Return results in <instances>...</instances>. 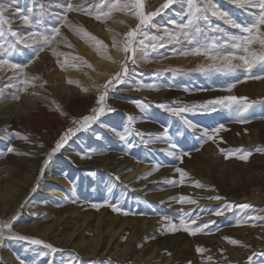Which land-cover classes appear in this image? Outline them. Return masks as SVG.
I'll use <instances>...</instances> for the list:
<instances>
[{
	"label": "rangeland",
	"instance_id": "374dc122",
	"mask_svg": "<svg viewBox=\"0 0 264 264\" xmlns=\"http://www.w3.org/2000/svg\"><path fill=\"white\" fill-rule=\"evenodd\" d=\"M153 1L155 6L150 8L149 3ZM107 2L83 0V7H90L93 12L97 9L107 11L103 7ZM191 2L197 16L208 17V21L198 19L186 29L194 33L199 28L198 38L202 42L216 39L217 43L222 44L229 36L247 35L228 23L227 18L213 16L212 5L226 12L231 20L245 26L254 22V13L258 12V9L249 6L241 7L233 0ZM0 3L4 4V16L11 24V30L8 24H0V60L27 65L24 71L28 74L25 77L9 65L0 66V100L21 101L24 97H32L37 104H32V109L38 116L34 123L44 124L52 119L59 121L39 131L33 125L27 126L19 120L11 124L0 123V163L4 165L11 162L16 165L17 173L23 177L19 202L26 199L24 201L30 203L32 200L29 199L43 191V185H51L45 179L53 164L61 165L69 174V181L76 184V194L67 187L62 188V201L56 202L58 212L45 209L34 219L49 227L47 236L42 238L48 244H54L57 251L52 252L47 247L41 249L37 244H33L32 249L24 241L9 239L0 244V264H49V257L53 258L50 264H264V220L254 219L256 216L264 217V181L260 186L251 184L254 172L264 170V150H257L264 149V64L258 62L251 70L243 67L223 72L196 70L199 64L207 63L203 56L179 54L190 51L195 45H190L183 36L179 41L171 40L165 33L167 30L174 34L188 24L189 0H174L169 7L162 9L165 0H144L145 12L161 10L152 18L150 25L136 34L135 55L126 61L128 74L123 77L122 83L114 88L109 87L102 102L105 110L98 119L87 128L70 135L67 143L55 154L54 161H49L45 166L44 161L48 158L45 148L48 143L50 145L51 139L57 135L55 147L69 128L75 130L79 127L73 118L79 122L85 116L95 115L93 109L100 107L98 97L105 91L98 86L111 80L115 73L121 71V64L125 62V53L113 46V36L123 40V34L135 28L139 20L131 12L123 11L114 12L106 22L98 21L94 14L79 10L67 13L70 24L82 25L87 32L107 45V48L98 49L95 41L74 31L69 23L61 24L59 17L64 14L66 0H0ZM9 3L11 7H8ZM72 3L81 4L82 0H72ZM16 8H20L24 14H27V9H32L33 21L40 20L41 23L35 29L25 25ZM57 26L61 28V35L56 37L57 42L40 52L38 58H35V46L21 44L11 35L13 31L20 35L33 30L47 33ZM261 30L264 31V28ZM81 43L110 62L119 61L117 69L103 80H88L92 71L102 72L104 66L88 57ZM252 47L256 51L260 50L258 43ZM53 48L60 53H69V63H75L72 57H83L87 64L62 68L61 62L65 57L53 55ZM117 51L123 53L121 59ZM67 71L71 74L62 81L59 73ZM26 78L30 82L27 86L23 83ZM69 80L78 83H69ZM61 82L87 88V91H79L82 93L77 105L79 108L71 105L74 95ZM229 84H235L230 91L227 90ZM229 95L245 97L251 104L239 118L233 110L223 105L207 103ZM194 105L197 106L194 110L181 114L183 119L167 110ZM129 117L132 119L129 120ZM185 120L195 127H189ZM221 124L224 128L215 134L214 139L209 140L204 136V129L211 130ZM165 130L167 136L164 135ZM121 134L124 138H121ZM10 147L15 151L9 152ZM221 149L242 151L222 152ZM28 152L33 154L35 168H30L28 162L23 160L26 157L24 154H17ZM242 155L248 158L240 159ZM103 159L112 163L124 162L125 166L129 163L124 160L130 161L133 170L137 164L145 168L136 175V183L124 182L102 165ZM67 161L75 162L72 165L79 168L81 176L77 180ZM177 168L187 173L183 183H180L181 173L176 171ZM1 172L0 178L4 179L6 175ZM197 181L204 187H198ZM5 182H1V186ZM181 196L197 203H182L179 200ZM214 196L222 199H209ZM93 204L103 206L97 209L91 206ZM245 204L249 207H240ZM111 205H116L122 211L113 210ZM228 205H231L230 209ZM2 210L5 212L8 209ZM217 210H223L224 214L215 215ZM25 216L33 220L30 208L20 209L16 222ZM181 216L189 224L198 216L196 225L191 226L208 223V228L194 236L183 228L170 231L171 224H179ZM163 217L171 219L164 220ZM143 224L146 225L145 229ZM75 227L83 231V237L88 241L97 232L101 233L102 239L95 254L87 253L86 248L75 244L65 247ZM225 237L241 243L233 244ZM106 241L110 242L111 249L108 251L104 248ZM6 243L9 252L17 255V262L6 257ZM124 246H127L126 255L119 259L114 252ZM198 247L205 251H197ZM29 250L36 251L38 255L29 257ZM134 250L151 254L156 250L157 255L154 258H141L134 254Z\"/></svg>",
	"mask_w": 264,
	"mask_h": 264
},
{
	"label": "snow or ice",
	"instance_id": "6c2138e0",
	"mask_svg": "<svg viewBox=\"0 0 264 264\" xmlns=\"http://www.w3.org/2000/svg\"><path fill=\"white\" fill-rule=\"evenodd\" d=\"M173 2L174 0H165V3L161 5V9L169 7ZM233 3H237L241 7L249 6L253 9H258V12L254 13V22L247 26L238 24L235 21L231 20V18L228 17V14L226 12L219 11L218 9L215 8L214 5L211 6L213 8L212 15L220 16L221 18H227L228 23L232 24L234 27L238 29H241V31L243 33H247V35L229 36L227 39L223 40L222 44L217 43L216 39H213L210 42L207 40L202 42L201 39L198 38L200 35L199 28H197L194 33L186 30L189 28V26L193 24L194 21L198 19L202 18L203 20L208 21L207 15H204L203 17L197 16L196 11L193 10V5L191 0H189L190 16L188 19V24L182 26L180 30L174 34L168 33L167 30H165L166 35H168L171 38V40L179 41L181 36H183V38L190 45H195L190 51L180 52L179 54L203 56L207 61V63L199 64L196 70L204 71L208 69V70L223 72V71H233L235 69L242 67L245 68L246 70H251L254 64L258 62L264 64V31L261 30L262 28H264V0H233ZM11 6H12L11 3H9L8 7ZM103 7H106L107 11H102L97 9L95 12H93L90 7L88 8L83 7V0L81 4H73L72 0H66V7L64 14L61 17H59V19L61 20V24L69 23L67 13L79 10L85 12L86 14H94L95 18L98 21L103 20L106 22L107 20L112 18V14L114 12H119V11H123L126 13L131 12L133 15H135L138 18L139 23L135 26V28H131L129 31L123 34L124 35L123 40H118L116 36H113V46L119 47L125 53V62L121 64V71L115 73L114 76L111 78V80L105 82L103 85L98 86L104 88L105 91L103 94H101L98 97V104H100V107L93 109L95 115L85 116L81 118L79 122H77L75 118H73V122L79 123V127L76 128L75 130L69 128L61 136V138L56 142L55 147L51 150L50 153H48V158L44 161L45 166H47V164L51 160L52 155L56 152H59L63 148V146L67 143L68 139L70 138V135L74 134L75 131H79L81 128H87L93 121L98 119L100 114L104 112L105 107L102 102L106 98L107 90L109 89L110 86L114 88L116 85L122 83L123 77L128 74L126 61L132 59V57L135 55L136 49L134 47V40L136 34L140 32L143 27H147L148 25H150L152 18L158 15L161 10V9H157L154 12H145L144 0H108V2ZM5 11L6 8L4 4L0 3V24H8V28L9 30H11V24L4 16ZM16 12L20 14V18L23 21V23L25 25L31 26L33 29H35L41 23L40 20L33 21L32 9L30 8L27 9V14H24V12L20 8H16ZM69 27L73 28V30L77 31L80 35L95 41V44L98 49L107 48V45L104 44L103 41L98 40L91 33L87 32V30L84 29L82 25L76 26L69 23ZM214 31H219V29H214ZM11 35L16 37V39L21 44L28 45L29 47L35 46V58H38L40 52L44 51L45 48L57 42L56 37L61 35V28L60 26L53 27L51 28L50 32L47 33L33 30L28 32L26 35H20L17 32L13 31L11 32ZM63 39L65 42H67L66 37H64ZM140 43L142 44L143 41H140ZM257 43L260 45L259 51L254 50L252 47V45ZM68 46L71 47L72 45L69 43ZM160 46L162 47L163 45ZM52 51H53V55L65 57L63 62H61L62 68L76 67L80 63L87 64V61H85L83 57H72L75 63H69V56H70L69 53H60L57 52L54 48L52 49ZM8 55H11V53H8ZM31 62L32 61H29V63ZM133 63H135V60H133ZM2 65H9V67H11L12 69H17L20 72H22L25 77L28 76L27 72L24 71L27 65L11 63V61L9 60H0V66ZM88 66L91 67V65ZM254 78L260 79L262 77H254ZM33 79H39V77H33ZM23 83L25 86H27L30 82L26 78L23 81ZM69 83H78V81L69 80ZM149 87H155V86L150 85ZM233 87H235V84H229L227 90L230 91ZM84 90L87 91V89ZM53 103H55V101H53ZM207 103L210 105H223L225 108L233 110L238 118L241 117L243 113L247 112L249 107H251V104L247 102V98L236 97L231 95L218 97L215 100L208 101ZM161 107H165V106L161 105ZM195 107L197 106L194 105L192 107L185 106L183 108H167V110L176 116H181V119H183V116L181 114L186 111H192L194 110ZM131 119L132 118L129 117V120ZM184 122L191 128L195 127V125L192 124L190 121L185 120ZM223 128L224 125L221 124L218 127L211 130L204 129V136H206L207 139L212 140L215 138V134L219 133ZM125 131L127 132V129ZM167 134H168L167 130H165L164 135L167 136ZM22 138L27 139V137H22ZM121 138H124L123 134H121ZM147 142L148 141H145V143ZM257 150L260 151L264 149H257ZM8 151L14 152L15 149L13 147H10ZM221 151L222 152L242 151V149H235V150L221 149ZM17 154H25V153H17ZM170 154L174 155V153H170ZM250 154L251 153H248V155ZM180 158L182 159L183 156H181ZM247 158H248L247 155L240 156V159L246 160ZM176 171L181 173L180 183H183V177L187 175V173H185V171L181 168H177ZM41 172L43 173V169L41 170ZM196 185L198 187H204V185H201L199 181L196 182ZM209 199L219 200L222 199V197L214 196V197H209ZM179 200L182 203L183 202L197 203V201L188 200V198L184 196L179 197ZM91 206L99 209L103 205L93 204ZM111 207H113V210L115 211H122V209L118 208L116 205H111ZM240 207L247 208L249 207V205L245 204V205H241ZM228 208L230 209L231 205H228ZM223 214H224L223 210H217L215 212V215L217 216ZM15 219L16 217H13L9 221H0V244H2L3 240L6 238V232H5L6 229H7V238L19 239V240L31 239L27 236H21L12 231V223ZM163 219L170 220L171 218L163 217ZM254 219L264 220V217L256 216L254 217ZM197 220H199L198 216L195 219L191 220V224H189L184 219V216H181L179 224H175V223L171 224L169 230L176 231L179 228H183L185 231L189 232L191 235L194 236L197 233H200L204 229L208 228V223H203L200 226L192 227L191 225H196ZM225 239L230 240V242L233 244L241 243L240 241L231 239L230 237H225ZM31 243L39 245V244H44L45 242L39 239H31ZM46 247L51 249L52 252L57 251V249L54 248L53 245L51 244H47ZM197 251L203 252L205 250L198 247ZM249 259H251V257H249Z\"/></svg>",
	"mask_w": 264,
	"mask_h": 264
},
{
	"label": "bare ground",
	"instance_id": "6f19581e",
	"mask_svg": "<svg viewBox=\"0 0 264 264\" xmlns=\"http://www.w3.org/2000/svg\"><path fill=\"white\" fill-rule=\"evenodd\" d=\"M155 6V2H150L149 3V7L152 8ZM81 47L82 49H84V52L86 53V55L90 58H92L98 65H103V71L102 72H97V70L92 71L90 77L88 78V80H91L93 82H97L99 80H103L105 78H107L111 72L113 70H116L118 67V62H110L107 59H104L103 57L98 56L95 51L93 49H90L89 47H87L84 43H81ZM116 54L118 55V58L121 59L123 56L122 52H116ZM53 58H51L52 60ZM188 61V60H187ZM186 61V62H187ZM57 62V61H56ZM55 62V63H56ZM184 63V62H183ZM57 66V65H56ZM59 73V72H58ZM63 73V72H62ZM60 74V78H62V81L65 79L66 76H68L71 73L64 72L63 74ZM54 75V73H53ZM76 75V74H74ZM56 76V75H55ZM72 76V75H71ZM57 78V77H56ZM67 78V77H66ZM131 80V79H130ZM60 82V81H59ZM90 82V81H89ZM62 86L66 89H68L69 91H71L74 96H72V102L71 105L73 106H77L80 102V97H82V93H80L81 89H87L81 86H76L74 84H69L67 82H61ZM93 84V83H92ZM98 84V83H97ZM96 85V84H95ZM56 88V87H54ZM58 88V87H57ZM61 90V88H60ZM80 91V92H79ZM85 91V90H84ZM91 91V90H90ZM60 92V91H59ZM68 92V91H67ZM94 92V91H92ZM67 94V93H66ZM84 95V94H83ZM86 96V95H85ZM92 96L89 95V99H91ZM83 102V101H82ZM90 102V101H89ZM86 103V101H85ZM32 104H36L33 102L32 97H24L22 98L21 101H11V100H4V98L2 100H0V123L2 124H11L17 120L21 121L22 123L26 124L27 126H34L36 130H41L44 129L45 127H49L52 126L54 123H56L58 120L52 119L50 121H46V123H34V120L38 119L37 113L33 112L32 109ZM82 104V103H81ZM37 105V104H36ZM78 107V106H77ZM79 108V107H78ZM59 122V121H58ZM57 124V123H56ZM46 125V126H45ZM119 125V124H118ZM104 128H106V126H104ZM110 130V129H109ZM113 131V130H112ZM115 132V131H114ZM57 136V135H56ZM55 137H53L51 139L50 145L48 143V146L45 148L47 150V155L48 153L51 152V150L54 148V140ZM23 145V144H22ZM26 147V145H25ZM26 150H28V148H25ZM32 149V148H31ZM37 149V148H36ZM24 150V149H23ZM45 150V151H46ZM29 151V150H28ZM57 153V152H56ZM54 153L52 155V158L50 160V162H53L54 160ZM74 154V153H73ZM26 157H23V160H25V162H28V165L30 166V168H35V166L33 164H35L34 161H32L34 159L33 154L31 152H28L26 154H24ZM63 155V154H62ZM120 155V154H119ZM65 156V155H64ZM72 156V155H71ZM121 156V155H120ZM44 157V156H43ZM74 157V156H73ZM45 158V157H44ZM117 158V157H116ZM119 158V157H118ZM75 159V158H74ZM106 159V158H105ZM128 159V158H127ZM5 160V159H4ZM7 160H9V158L7 157ZM41 160V159H40ZM131 160V159H129ZM19 161V159H18ZM126 163H129L125 165L124 162H120V163H112V162H108L106 160L103 159L102 161V165L105 166L108 170H110V172L115 175L117 178L122 179L124 182H129V183H136L137 179H136V175L141 171L144 170L145 167L141 166L140 164L134 165L135 169L133 170V166L130 165V161ZM132 161V160H131ZM1 162V161H0ZM68 162V161H67ZM82 162V161H80ZM119 162V161H118ZM6 163V162H5ZM64 163V162H62ZM75 163V162H74ZM73 162H68V166L69 168H72V172L74 174H76V180L78 177L81 176V173L79 171V168H76V165H72L74 164ZM60 164V163H59ZM134 164V162H133ZM259 164V163H258ZM77 165H79L77 163ZM128 165V166H127ZM131 166V167H130ZM252 167V166H251ZM49 168V167H48ZM68 168V169H69ZM127 168V169H126ZM254 167H252L253 169ZM147 169V167H146ZM1 170L5 173V178H0V221H9L11 220L13 217L17 216V213L20 211V209H31L33 212V220H30V218L28 216H25L24 218H22L19 222H16V220L13 221L12 223V231L21 235V236H27L31 239H39L42 241H46L44 240L42 237H46L47 236V229L49 227H47L45 224L39 223L34 221V219L36 220V215L42 213L43 210H52V211H56L58 212V207L56 202L62 201V195L63 194V190L62 188L67 187L73 194L74 193V188H75V183H72L69 181V179L67 178V172H65V169L61 167V165H54L53 167L51 166V168L47 171V177H46V182H49L51 185L45 186L42 188V192H40L39 194H35L31 199L32 200L29 202L21 200L23 202H19L20 201V196L19 192H22L21 187H22V182H24L23 177L21 175H19L16 171V165H13L11 162H7L4 165H1L0 163V172ZM31 170V169H30ZM46 171V170H45ZM44 171V172H45ZM71 172V171H70ZM2 173V172H1ZM29 174V173H28ZM44 174V173H43ZM42 174V175H43ZM253 175V174H252ZM4 176V175H3ZM252 179V185H259L262 181H264V170H260V171H255L254 175L251 177ZM6 182H5V181ZM1 182H5L4 185L1 186ZM42 182V181H41ZM27 183V182H26ZM61 187V188H60ZM150 187V186H149ZM24 191V190H23ZM70 192V193H71ZM32 194V193H31ZM28 196H30L28 194ZM57 198L54 199L53 198ZM261 197V196H260ZM8 199H12L11 201H7ZM25 198V197H24ZM28 198V197H27ZM10 202V203H9ZM11 204V205H10ZM75 206V205H74ZM68 208V207H67ZM66 208V209H67ZM2 209H8L5 212ZM65 208H63L64 210ZM61 210V209H60ZM69 211V210H68ZM263 215V214H261ZM59 217V216H58ZM60 218V217H59ZM119 221V220H118ZM129 223V222H128ZM264 224V223H263ZM121 225V224H120ZM142 225V224H141ZM84 227V226H83ZM146 225L143 224V228L145 229ZM155 228V227H154ZM143 229V230H144ZM149 229V228H148ZM147 230V229H146ZM153 230V229H152ZM151 230V231H152ZM91 231V230H90ZM156 231V230H154ZM6 232V238L3 240L5 242H8V240L10 238H7V229L5 230ZM144 232V231H143ZM149 232V230H148ZM116 233V232H115ZM155 233V232H154ZM70 234V233H69ZM71 238L68 239L65 242V247H67L69 244H75V245H79L81 247H84V249L86 248L87 253H92L95 254L100 242H101V233L97 232L96 235L92 238L91 241H88L85 239V237H83V231L81 229H73L71 232ZM135 235V234H134ZM133 235V236H134ZM155 235V234H154ZM151 235V236H154ZM113 236V235H112ZM52 237H49L48 239H51ZM160 238V235H159ZM183 238V237H182ZM197 238V237H196ZM31 239L28 240H20V241H24L25 244L29 247H31L32 249L34 247H32L33 243H31ZM189 239V238H188ZM19 240V239H18ZM184 241V240H183ZM186 241V238H185ZM184 241V242H185ZM188 241V240H187ZM186 241V242H187ZM107 242V241H106ZM104 243V248L105 251L111 249L110 248V242ZM113 242V241H112ZM171 243V241H170ZM169 243V244H170ZM181 242H179L180 245ZM48 243L45 242L44 244H39L40 248L43 249L44 247H46ZM163 244V243H162ZM186 244V243H185ZM262 244V243H261ZM25 245V246H26ZM54 245V244H53ZM128 245V244H127ZM189 245V243H188ZM186 244V246H188ZM195 245V244H194ZM22 246V245H21ZM157 246V245H156ZM173 246V245H172ZM193 246V245H192ZM103 247V246H102ZM166 247V246H165ZM181 247V246H180ZM185 247V246H184ZM26 248V247H25ZM39 248V249H40ZM57 248V247H56ZM61 248H64L63 246ZM113 248V247H112ZM126 248L127 246H124L120 249H118L117 251L114 252V254L119 258L122 259L125 257L126 255ZM18 249V248H17ZM39 249H35V250H39ZM115 249V248H113ZM4 250H5V255L6 257L10 260H12L13 262H17V255L14 252H9L10 248L9 245L6 243L4 245ZM73 250V249H72ZM161 250V249H160ZM182 250V249H181ZM189 250V249H188ZM25 251V250H24ZM42 251V250H41ZM177 251V250H176ZM195 251V250H194ZM44 252V251H43ZM39 253V252H38ZM25 254V253H24ZM42 254V252L40 253V255ZM133 254V253H131ZM134 254L138 255L141 258H154L157 253L156 250L154 251V253H149V252H141L140 250H134ZM161 254V253H160ZM29 257H35L37 254L36 251H30L28 252ZM159 255V254H158ZM42 256V255H41ZM160 256V255H159ZM199 258V257H198ZM52 257H49V264L50 261L52 260ZM159 259V258H158ZM171 259V258H170ZM168 260V259H167ZM166 260V261H167ZM151 261V260H150ZM154 262V261H152ZM156 262V261H155ZM170 262V261H169ZM16 264H20V263H16ZM159 264V263H156Z\"/></svg>",
	"mask_w": 264,
	"mask_h": 264
}]
</instances>
